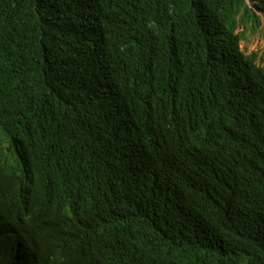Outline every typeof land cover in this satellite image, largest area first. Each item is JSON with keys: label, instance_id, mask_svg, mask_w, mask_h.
<instances>
[{"label": "trees", "instance_id": "16d2710c", "mask_svg": "<svg viewBox=\"0 0 264 264\" xmlns=\"http://www.w3.org/2000/svg\"><path fill=\"white\" fill-rule=\"evenodd\" d=\"M259 13L0 0V264H264Z\"/></svg>", "mask_w": 264, "mask_h": 264}, {"label": "rangeland", "instance_id": "374dc122", "mask_svg": "<svg viewBox=\"0 0 264 264\" xmlns=\"http://www.w3.org/2000/svg\"><path fill=\"white\" fill-rule=\"evenodd\" d=\"M259 14L263 23L262 27L257 32H249L246 40L241 43V47L247 54L259 52L264 59V13ZM262 63L264 65V61ZM3 146L6 147V143Z\"/></svg>", "mask_w": 264, "mask_h": 264}]
</instances>
